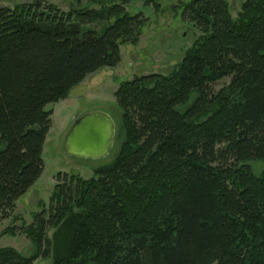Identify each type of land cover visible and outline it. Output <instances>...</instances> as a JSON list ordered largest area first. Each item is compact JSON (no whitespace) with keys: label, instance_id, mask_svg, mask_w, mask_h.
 Here are the masks:
<instances>
[{"label":"trees","instance_id":"16d2710c","mask_svg":"<svg viewBox=\"0 0 264 264\" xmlns=\"http://www.w3.org/2000/svg\"><path fill=\"white\" fill-rule=\"evenodd\" d=\"M93 1L99 10L39 0L0 9V218L44 169L52 115L44 107L115 67L119 46L136 44L145 25L125 12L128 0ZM181 10L202 34L171 73L117 87V157L89 179L58 174L48 218L42 210L21 226L37 252L0 248V264L50 253L53 264H264V172L246 165L264 163V0L243 2L236 19L225 0ZM101 21V31L88 28ZM226 77V88L210 92Z\"/></svg>","mask_w":264,"mask_h":264},{"label":"rangeland","instance_id":"374dc122","mask_svg":"<svg viewBox=\"0 0 264 264\" xmlns=\"http://www.w3.org/2000/svg\"><path fill=\"white\" fill-rule=\"evenodd\" d=\"M35 0H0L1 8H13L20 3H31ZM56 5L59 10L66 12L69 9L99 10L100 2L93 0H39ZM99 1V0H98ZM124 10L129 15L142 14L145 25L140 30L136 44H121L120 61L115 67H103L88 75L79 85L74 86L68 97L57 103H48L45 111L51 110V126L46 136L42 158L44 169L39 180L28 189L24 195L15 201L14 209L9 216L0 218V248H12L23 256H31L37 248L23 233L21 226H29L34 215L41 213L48 218L49 198L54 185L57 184L58 174L79 176L82 179L91 178L93 170L108 166L119 154L123 139L121 110L116 105L114 93L117 87L133 77L150 74L167 75L183 60L186 50L193 47L194 42L202 34L190 21L181 18V6L192 0H128ZM246 0H225L231 18L236 19L240 5ZM110 6V4H109ZM112 20L110 21V23ZM108 23L95 22L88 28L101 31ZM230 84V78H222L209 85L213 94L219 93ZM197 95L193 94L188 103L179 107L180 112L188 108ZM101 111L112 118L115 128L114 143L110 153L104 158L96 160L71 157L63 153V141L75 118L83 113ZM210 116V114H209ZM209 116L202 118L204 121ZM246 165L252 170L255 177L264 172V163L248 162ZM20 218L17 220V218ZM7 229H14L15 234H3ZM55 229L47 228L45 235L52 240ZM34 264H53V254L37 258Z\"/></svg>","mask_w":264,"mask_h":264},{"label":"water","instance_id":"95a60500","mask_svg":"<svg viewBox=\"0 0 264 264\" xmlns=\"http://www.w3.org/2000/svg\"><path fill=\"white\" fill-rule=\"evenodd\" d=\"M114 127L112 118L106 113H83L71 124L63 141V153L91 160L106 157L114 143Z\"/></svg>","mask_w":264,"mask_h":264},{"label":"crops","instance_id":"0c3cea01","mask_svg":"<svg viewBox=\"0 0 264 264\" xmlns=\"http://www.w3.org/2000/svg\"><path fill=\"white\" fill-rule=\"evenodd\" d=\"M43 152V151H42Z\"/></svg>","mask_w":264,"mask_h":264}]
</instances>
